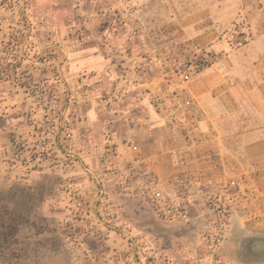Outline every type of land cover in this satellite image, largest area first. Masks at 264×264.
Instances as JSON below:
<instances>
[{
	"label": "rangeland",
	"instance_id": "obj_1",
	"mask_svg": "<svg viewBox=\"0 0 264 264\" xmlns=\"http://www.w3.org/2000/svg\"><path fill=\"white\" fill-rule=\"evenodd\" d=\"M136 117L183 169L126 147ZM252 130L264 0H0V264H264Z\"/></svg>",
	"mask_w": 264,
	"mask_h": 264
},
{
	"label": "crops",
	"instance_id": "obj_2",
	"mask_svg": "<svg viewBox=\"0 0 264 264\" xmlns=\"http://www.w3.org/2000/svg\"><path fill=\"white\" fill-rule=\"evenodd\" d=\"M148 94L144 93L142 96V100L140 96H137V100L144 105L145 108L142 106L141 111L145 113V109H149V104L147 103ZM134 121V122H133ZM165 124L160 118H139L136 117L135 119H131L127 124L128 130L126 131L124 137L127 139L126 147L131 150L133 153H138L140 156H144L146 158H168L169 168L167 173H174L180 169H183L186 165L180 161L181 153L178 147L174 146L172 140H176L177 131L174 127L171 129H165L166 134H164L163 128ZM168 134V135H167ZM167 135V136H166ZM237 138L242 141V148L247 149L249 146L254 145H263L264 144V136L258 134L256 131H250L243 134H238ZM138 142H141L138 144ZM146 142V143H145ZM152 142V143H151ZM141 145L147 146H155L154 151H149V149L145 152H141L143 147ZM146 149V148H145ZM153 149V148H152ZM149 165H146V171L148 170ZM157 171V170H156ZM169 174H166L169 175Z\"/></svg>",
	"mask_w": 264,
	"mask_h": 264
},
{
	"label": "built area",
	"instance_id": "obj_3",
	"mask_svg": "<svg viewBox=\"0 0 264 264\" xmlns=\"http://www.w3.org/2000/svg\"><path fill=\"white\" fill-rule=\"evenodd\" d=\"M237 27H241L240 26V24L237 26ZM189 72H186V73H184L183 74V78L185 79V80H187V79H189ZM191 103H193V101L189 98V97H184L183 98V104H185V105H189V104H191Z\"/></svg>",
	"mask_w": 264,
	"mask_h": 264
}]
</instances>
